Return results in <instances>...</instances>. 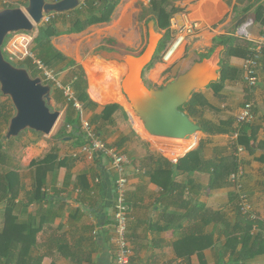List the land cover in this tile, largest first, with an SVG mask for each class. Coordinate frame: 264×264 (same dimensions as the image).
<instances>
[{
	"label": "crops",
	"instance_id": "0c3cea01",
	"mask_svg": "<svg viewBox=\"0 0 264 264\" xmlns=\"http://www.w3.org/2000/svg\"><path fill=\"white\" fill-rule=\"evenodd\" d=\"M124 1L116 9L114 18ZM155 4L159 12L161 7ZM184 4L188 6L191 21L200 23L198 34L184 47L182 57L168 75H165L168 69L164 59L157 64L152 59L149 64L153 63V67L147 79L144 75L149 64L143 69L144 84L148 87V81L149 88L160 87L216 48H223V59L226 47L220 41L234 38L236 49L229 58L230 68L223 84L195 93L191 101L199 105L200 119L216 125L231 121L233 128L245 103L251 102L256 113L252 125L257 129L255 134L248 133L249 136L255 135L253 151L241 146L244 151L238 153L233 131L218 135L199 132L189 141L148 138L141 123L131 117L121 89V79L129 67L121 65L116 58L122 50L139 49L143 40L138 43V39L130 38L129 28L122 27L124 20L115 22L114 18L113 25L105 24L112 25L111 28L100 29L104 25H96L81 33L89 34L95 45L102 35L114 36L118 40H108L107 53L102 57L94 55L93 50L92 57L84 63L87 92L94 104L82 115L75 112L76 116L79 114L81 124V133H77V137L85 138L83 120L92 122L107 106L118 105L123 109L116 113L115 123L103 126L102 136L121 151L126 161L129 175L127 205L131 210L128 225L131 264H264V55L256 88L248 89L243 72L247 51L264 34V0H187ZM179 5L177 3L174 8L176 12L171 27L161 29L165 31L164 35L172 32L175 22L179 26L186 23ZM250 5L255 7L246 12ZM258 8L259 19L256 15ZM129 12H134L133 5L127 9ZM245 15L247 21L243 30L246 32H241L237 24ZM119 33L126 38L118 36ZM81 34L62 35L56 39L75 38ZM162 38L153 56L165 36ZM80 47L81 40L77 43L78 52ZM56 48L63 54L72 51L68 43L61 40ZM168 50L162 52V58ZM131 66L137 69L136 82L140 67L135 62H131ZM67 112L69 108L62 111L60 120ZM55 133L49 137L43 135V140L39 139L42 134H30L23 156L17 160L6 148V142L10 144L17 140L1 139L5 157L0 163V172L14 171L19 182L17 185L14 179L17 187L15 185L13 193H7L0 186V234L10 217L13 220L11 225L16 222L25 229H33L30 230L32 236L26 235L27 230L23 236L26 249L30 246L27 250L30 257L28 254L24 264L29 259L34 260L33 264H114L112 238L116 226L117 175L112 171L111 161L102 155L95 160L84 156L73 158L72 154L80 149L81 142L72 137L56 141L52 139ZM120 141L124 142L117 147ZM52 152L56 158L55 168L47 172L42 167L39 174L41 177L46 174L43 192L47 199L42 203H29L39 168L32 164L44 160ZM216 166L221 169L215 171ZM236 168L245 171L241 189L232 178ZM240 194L248 197L255 219L248 216L247 219L241 213ZM14 195H17L15 201L11 199Z\"/></svg>",
	"mask_w": 264,
	"mask_h": 264
},
{
	"label": "water",
	"instance_id": "95a60500",
	"mask_svg": "<svg viewBox=\"0 0 264 264\" xmlns=\"http://www.w3.org/2000/svg\"><path fill=\"white\" fill-rule=\"evenodd\" d=\"M85 1L28 0L24 9L0 10V92L11 100L15 111L3 141L17 139L26 131L49 137L62 116V111L57 108V102L52 95L54 87L40 77H32L27 67L17 66L7 60L3 46L8 36L13 33H34L45 17L72 12ZM246 21L245 15L237 28L243 30ZM222 49L216 48L177 78L157 88H149L143 81V69L148 65L145 59L148 60V57L124 53L116 57L121 65L129 67L121 79V89L131 117H136L141 123L148 138L189 141L201 132V127L191 120L183 108L195 93L220 80ZM102 54L104 53H98L97 56L102 57ZM131 62L140 67L136 82L137 69L131 66Z\"/></svg>",
	"mask_w": 264,
	"mask_h": 264
},
{
	"label": "trees",
	"instance_id": "16d2710c",
	"mask_svg": "<svg viewBox=\"0 0 264 264\" xmlns=\"http://www.w3.org/2000/svg\"><path fill=\"white\" fill-rule=\"evenodd\" d=\"M3 2H6L5 6L0 8V10L7 9V8H16L11 3L14 0H2ZM52 2H60L62 0H50ZM161 0L160 2H162ZM245 1V0H240ZM249 2H252L253 0H246ZM122 0H86L84 4H82L78 9L64 13V14H58L54 17L50 18V20L39 26L37 30V34L34 38L33 44L34 48L32 50L35 59L40 60L43 62L48 69L52 70L55 68H58L59 65L65 64L64 67L61 68V71H65L68 68H74L75 71L73 72L72 77V86H70L75 94L76 101L80 102L83 105V109L86 110L94 103L91 101L89 95H88V82L86 78V74L84 69L81 66H78L75 61L69 60L62 52H60L53 44V39L60 37L62 35H71V34H81L88 30L90 27L96 26V25H105L110 24L114 18V14L116 12V9L120 5ZM159 3H156L157 6ZM255 7V5H250L246 12L252 10ZM259 8L256 10L257 18L261 16V13L259 12ZM176 11L173 10L171 13H167L164 8L161 7L160 11L158 12V25L161 29H169L171 27V19ZM222 46L226 47V50L223 54L222 59V78L212 83L209 88H215L220 87L224 80H225V74L229 70V58L234 54V50L236 49L234 45V38H222L220 41ZM248 50V49H247ZM249 53V51H247ZM248 56V54H247ZM207 57V56H205ZM203 57V58H205ZM34 64L33 58H28L26 61V64L24 65L29 70H31V64ZM153 65V63L149 64V66ZM149 66L146 68L148 69ZM48 83V82H47ZM49 84V83H48ZM51 84V83H50ZM199 105L195 101H190L183 110L187 112L188 116L196 121V123L201 127V132L208 134V135H218V134H228V133H235L239 132V139L238 144L240 146H245L247 149L253 151L252 148V142L255 141V135L249 136L248 133L251 132L252 134H255V131L257 130L252 124H243L241 126H236L233 128L231 121L222 122L220 125L213 124L211 122L205 121L204 119L199 118ZM123 109L118 105H111L105 107L103 113L100 116H96L90 124L96 129V132L105 140V138L102 136V128L105 125L113 124L117 120L116 113L119 111H122ZM76 109L73 106V103H71V108H69V112H67V115L64 121H62L61 125L57 129V132L55 133V136L52 137V139L56 141H63L66 138H74L79 140L80 145L84 146L88 143L86 136L85 138L77 137V133H81V124H80V116H76L75 113ZM2 113V114H1ZM6 114L5 109L2 108V111L0 112V116L3 118V116ZM8 114V112H7ZM125 118L128 119L127 115L124 114ZM13 115L9 117L7 120L10 121ZM100 123V126H97ZM79 128L77 130L76 128ZM225 127V128H223ZM230 127V129H228ZM25 133L23 132L18 139L22 138V136ZM85 135V134H84ZM124 141L118 142L116 145L117 147L122 146ZM53 152L48 155L47 158L44 160L36 161L32 164L34 167L38 168V179L37 184L35 186V191L32 193V195L29 197V203H42L44 199H47L46 194L43 192L44 187L46 186V174L44 176H40L41 168L45 167L47 169L46 171H52L55 168L56 158ZM5 157L4 153V144L1 141L0 138V163L3 162ZM99 158V156L97 157ZM52 163V164H50ZM210 166V164H209ZM53 167V169H52ZM212 167V166H210ZM215 171L221 169L219 166L214 167ZM237 169V168H236ZM45 173V172H44ZM17 180L18 185V179L17 174L14 171H2L0 172V186L5 190L7 193L12 192L13 188L15 187L16 183L14 182V179ZM16 185V187H17ZM17 195H14L13 198H11L13 201L16 198ZM245 217L248 219V217L245 215ZM12 218L6 219V226L4 229V232L0 234V264H24L25 258L29 253H27L28 248L25 247V239H23V236L25 235L26 230L28 231L26 235H31V229L16 225V222L14 224H10L12 222ZM251 229V226L249 227V230ZM33 230V229H32ZM248 232V231H247ZM25 235V236H26ZM32 236V235H31ZM32 245V244H31ZM30 257V254H29ZM28 257V258H29ZM34 260L29 259L27 261V264H33ZM39 264V262H37Z\"/></svg>",
	"mask_w": 264,
	"mask_h": 264
},
{
	"label": "rangeland",
	"instance_id": "374dc122",
	"mask_svg": "<svg viewBox=\"0 0 264 264\" xmlns=\"http://www.w3.org/2000/svg\"><path fill=\"white\" fill-rule=\"evenodd\" d=\"M157 1H161V0H125L123 2V5L119 8L117 15L114 18L115 22H119V21L121 22V20L122 21L124 20L123 21L124 26L122 27L129 28V31L127 33L130 38L138 39V43H140L141 39L143 40V45L139 49H132V50L129 49L128 52H126V50H122L121 53L139 56L142 58L148 57V60H146L147 61L146 64H149V62H151L152 59L154 60L155 64H157L159 61H163L164 54L162 58V55H161L162 52H165L166 49L168 50L171 47V45L175 42L176 37L178 35V32H179L178 29L183 26V25L179 26L175 22V26L171 28L172 32L171 31L166 32V35H164L165 31L161 30V28L157 26L158 10L156 11L157 8L154 6V4ZM186 1L187 0H163L162 2H159L158 6L164 8V10L167 13H171L176 7L177 3H179L180 4L179 8H181L182 10L181 16L185 18V21L186 20L191 21L192 17L188 16V13H189L188 6L184 4ZM27 3H28V0H14L11 4L15 6L16 8L24 9ZM5 4L6 2H3L2 0H0V8L4 7ZM132 5L134 8V12L127 13V9L131 8ZM182 5L183 7H181ZM123 11H126V12L123 13ZM240 12H242V8L240 9ZM47 22H48L47 19H45L41 25ZM113 22L114 21L111 22L112 25L114 24ZM152 22L154 23L152 24ZM110 26L108 27V25H104V26H101L100 29L111 28ZM149 27L150 28L152 27V29L150 30ZM38 28L39 27H37L34 33H30V34L29 33L28 34L13 33L8 36L3 46V52L7 60L13 62L17 66L25 67L24 65L26 64V61L29 58L28 56H30V53L32 52L31 49L33 50L34 48L33 40L37 34ZM89 36H90L89 34H81V35L76 36L75 38L73 37H70L68 39H64V38L56 39L55 38L53 40L55 47H56V44H58L59 40L64 41L65 43H68V46L72 49V51L64 55H66L69 59L75 60L79 65H81V67L85 70L86 73L87 71L84 66V63L92 57L91 55L92 51L94 50V55L95 54L97 55L98 53H107L106 49L108 46L107 45L108 40H114V41L118 40V38L114 36L105 37L104 35H102L101 40L97 41V44L95 45L94 44L95 40L93 39L92 41H90L92 37H89ZM118 36H121V38H126V36H123L121 33H119ZM164 36H165V39L160 44V47L156 55L153 56L158 46L159 41L163 39L162 37ZM190 39H194V38L193 37L186 38L185 41L182 43L178 53L175 55V57L171 61L166 62L167 66L165 68L168 70L165 72V75H168L169 73H171V71L173 70V68L178 62L177 60L182 57V54L184 52L183 51L184 47L189 43ZM79 40H81L80 52H78V48H77V43H79ZM9 47L11 48V52L9 51ZM120 49H123V48H120ZM64 65L65 64H61L58 66V68L52 69L55 82L47 81V77L43 75V73L39 70V68L35 66V64L33 63L31 64V70H30L32 77L34 78L40 77L43 79L44 82L47 81L49 84L51 82L50 85L54 87L53 94H52L53 98L58 103L57 108L61 111H66L68 108H71V103L69 102L62 88L72 86V77H73V72L75 71V69H72V68L69 71L68 70L61 71V68L64 67ZM152 67L153 65L149 66V68L145 70V75H144L145 79L148 78L149 72L152 69ZM146 84L148 85V87L151 86V84L148 83V81L146 82ZM2 108L5 109L6 114L3 116V118L0 116V138L1 139H3L8 129V125H9V121L7 120L8 114L10 117L11 115H14L15 111H14V107H13L11 100L7 97H4L0 92V112L2 111ZM62 121L64 120L63 119L60 120L56 129L54 130V133L57 132V129L61 125ZM24 133L25 134L22 136L21 139L17 141H12V143L10 144L9 142H6V148L10 150L9 155H12V157L16 160L19 159V157L23 156L24 148L26 147V144L28 143V136L30 134H36L35 132H32V131H26ZM39 139L43 140V135H40ZM13 140H16V139H13Z\"/></svg>",
	"mask_w": 264,
	"mask_h": 264
},
{
	"label": "built area",
	"instance_id": "2783aa9c",
	"mask_svg": "<svg viewBox=\"0 0 264 264\" xmlns=\"http://www.w3.org/2000/svg\"><path fill=\"white\" fill-rule=\"evenodd\" d=\"M55 16V15H54ZM54 16L45 17L47 21ZM200 29V23L196 21L186 20V23L178 30V35L175 42L171 45L168 52L164 55V62L171 61L178 53L182 43L188 37H195ZM246 32L242 30L241 32ZM28 34V33H26ZM34 41V40H33ZM32 51V49H31ZM28 54V52H27ZM264 55V34L254 41L252 47L249 50L248 56L243 65L244 80L248 89L252 90L259 84V68ZM29 58L34 59V64L39 70L47 77V81L55 82L52 70L41 62L35 59L33 52L30 53ZM45 81V82H47ZM51 83V82H50ZM59 85V84H58ZM60 86V85H59ZM65 92L70 103H73L77 112H84L83 105L76 101L73 89L68 86L62 88ZM256 120V113L254 111V105L251 102L245 103L243 109L236 117V126L243 124H252ZM82 128L88 143L81 146L77 152L72 154L73 158H79L84 156L89 160H95L98 156H106L111 161L112 171L117 175L115 182L116 188V208H115V233L112 238L115 245V262L114 264H131L132 249L128 241V225L130 220V208L127 205V192L129 185V175L126 167V161L121 151L110 145L104 140L97 132L96 129L90 124L89 121H82ZM239 132L234 133V139L236 140L237 152L242 153L244 148L238 144ZM245 176L243 168H237L232 174L233 181L237 182L238 188L241 189V180ZM239 207L242 214L248 216L251 219H255L253 214V206L249 202L248 197L244 194H240Z\"/></svg>",
	"mask_w": 264,
	"mask_h": 264
}]
</instances>
